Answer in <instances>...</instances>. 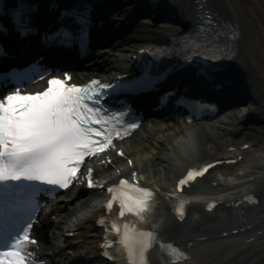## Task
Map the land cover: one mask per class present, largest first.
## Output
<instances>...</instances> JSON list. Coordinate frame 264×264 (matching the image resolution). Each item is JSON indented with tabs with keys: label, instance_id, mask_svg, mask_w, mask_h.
I'll return each instance as SVG.
<instances>
[{
	"label": "snow or ice",
	"instance_id": "obj_1",
	"mask_svg": "<svg viewBox=\"0 0 264 264\" xmlns=\"http://www.w3.org/2000/svg\"><path fill=\"white\" fill-rule=\"evenodd\" d=\"M64 15L75 16L85 26L83 36L66 26L48 39L65 45L86 39L92 23L89 11L66 9ZM13 20L18 30L24 33L30 30V21L26 20L22 7L15 11ZM0 30L6 31L2 25ZM202 46L199 37L191 36L184 47L195 51ZM192 58L191 54L185 57ZM30 71L35 69L0 73V84L7 81L17 85L0 97V264H36L41 243L35 234L41 208L39 190L20 182L39 181L68 189L77 178L83 179L81 169L89 157L113 148L125 156L114 141L138 126L130 119L131 108L117 109L106 102L108 97L119 95L133 85L99 80L78 85L69 83L71 76L66 74L64 78L52 77L45 91L25 93L20 91V86L25 81L31 82ZM189 106L193 111L205 107L199 102ZM106 162L112 163L111 158ZM128 163L133 161L129 159ZM207 167L189 170L179 180V186L195 179ZM91 172L90 187L102 188L96 169ZM108 191L112 193L109 210H116L117 215L103 222L110 224V237L115 233L119 240L110 238L107 247L118 245L124 254V264H152V254L157 250L168 257L167 264H180L187 258L183 249L161 234L162 218H157L158 201L153 187L125 177ZM176 203L182 218L185 202ZM108 254L112 256L111 251Z\"/></svg>",
	"mask_w": 264,
	"mask_h": 264
},
{
	"label": "bare ground",
	"instance_id": "obj_2",
	"mask_svg": "<svg viewBox=\"0 0 264 264\" xmlns=\"http://www.w3.org/2000/svg\"><path fill=\"white\" fill-rule=\"evenodd\" d=\"M163 1L167 4L170 13L180 15L185 20L201 18L202 14L210 11L214 15L213 20L216 21L213 28L224 33L219 43L227 44L229 47L225 48L228 51V56L232 59L231 71L234 73H243V71L249 74L253 73L259 82H264V0H234L241 12V19L227 15L217 0ZM151 9L150 6H147L146 10ZM143 21L152 23L146 26L140 25L141 29L132 34L134 38L127 44L124 43L120 51L132 56L133 53H137L136 48L131 45L135 39L142 41L140 46L137 45L140 49L141 46H153L182 33L180 24H158L149 19ZM110 58L108 57L106 60ZM91 75L99 76L97 71L79 70L76 71L75 80H86ZM244 111L248 112L251 109L240 106L227 112L224 119L218 121L217 126L215 121H199L188 124L184 121L154 119L155 121L148 128H146L147 123H144L132 134L133 136L142 130L137 138L132 140L131 136L118 144V148L123 149L125 156H121L115 149L107 155L89 162L81 180L84 184L87 183L84 189L88 191V194L80 198H73V203L66 205V208L73 212L79 206L80 210L82 207L88 206L89 210L100 208L101 210L104 209V212H108L109 205L107 203H110L112 198V193L108 189L118 184L122 178L132 179L136 177L156 191L160 206L165 210L162 218V229L166 228L168 232L172 233L170 229L177 222L167 210L175 200L172 193L177 179L184 170L189 166L198 165L210 159L239 158L240 155L245 154L246 156L242 161L239 160L230 164L223 162L211 168L203 179L205 188L199 187L194 192L195 195L187 197L191 200V209L188 213L189 217L186 218L192 227L211 215L206 214L204 208L212 194L217 195L211 196L219 202L217 209L227 210L229 208L228 203L237 202L242 198L235 194L238 191L241 190L244 196L255 191L253 186L264 189L261 186L264 184V112L263 114L258 113V117H262L261 121L258 122L262 124L259 126L251 125L252 128L245 130L248 127L247 124L250 123L242 119L246 113ZM230 113L238 118L236 125L232 124L235 120L233 119L234 116H230ZM243 127L244 132L241 133ZM188 135L191 136L192 140L183 145L189 149L187 159L183 156L186 150L182 153L178 143L181 138L185 141ZM129 140L132 141L130 144ZM251 155L252 159H250ZM109 158H111L112 163L106 162ZM129 159L133 161L132 164L128 163ZM121 167L122 169H120ZM92 169H96L97 179L103 185L100 189L90 187L91 182L88 177L92 175ZM84 184H79L77 190ZM251 185L253 186L250 187V190L248 188L243 189L245 186ZM194 187L195 185L192 188ZM206 188H211V191H202ZM83 211L79 213V218L86 214ZM46 224L48 225V222ZM51 224L54 233L59 234L56 241L58 242L62 236L68 233L69 226L59 222H51ZM176 227L178 228L177 225ZM203 227L204 225L199 226V228ZM165 234L168 233L165 232ZM188 235L189 233L182 234L183 237ZM70 240L67 239V242ZM48 241L49 244H55L59 251V255L51 258L52 262L71 264L74 261V254L68 251L62 242L61 246L57 245L52 236L48 238ZM211 244V251L197 258L210 261L211 264L222 262L227 264H264V243L234 248L227 247L225 242L219 245L214 241ZM98 246L94 244L91 250L96 251V254L103 253L102 248H98Z\"/></svg>",
	"mask_w": 264,
	"mask_h": 264
},
{
	"label": "rangeland",
	"instance_id": "obj_3",
	"mask_svg": "<svg viewBox=\"0 0 264 264\" xmlns=\"http://www.w3.org/2000/svg\"><path fill=\"white\" fill-rule=\"evenodd\" d=\"M218 2H219V4L221 5V7H223V9L225 10V12L227 13V15H231V16H236V17H238V18H242V15H241V12H240V10L238 9V7H237V5H236V3H235V1L234 0H217ZM134 45V48L135 47H137V45H139L138 44V42L136 43L135 42V44H133ZM235 120V122H233L232 124L234 125H236L237 123L236 122H238L237 120H238V118H235L234 119ZM260 124H262V123H260V122H250V124H247L248 125V127L247 128H245V130L247 129V130H249L251 127V125H257V126H259ZM222 130H223V128H222ZM243 130H244V127H243V129H241V133H243ZM140 131L137 133V134H135L133 137L134 138H137L139 135H140ZM133 138V139H134ZM181 150H184V149H181ZM250 159H252V155H251V157H250Z\"/></svg>",
	"mask_w": 264,
	"mask_h": 264
}]
</instances>
